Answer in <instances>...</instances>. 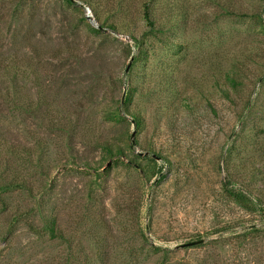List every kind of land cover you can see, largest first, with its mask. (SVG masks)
I'll list each match as a JSON object with an SVG mask.
<instances>
[{
  "label": "rangeland",
  "instance_id": "1",
  "mask_svg": "<svg viewBox=\"0 0 264 264\" xmlns=\"http://www.w3.org/2000/svg\"><path fill=\"white\" fill-rule=\"evenodd\" d=\"M21 4L0 0V264H264L263 209L226 190L264 206V0ZM38 142L40 165L8 154Z\"/></svg>",
  "mask_w": 264,
  "mask_h": 264
},
{
  "label": "trees",
  "instance_id": "2",
  "mask_svg": "<svg viewBox=\"0 0 264 264\" xmlns=\"http://www.w3.org/2000/svg\"><path fill=\"white\" fill-rule=\"evenodd\" d=\"M64 2L68 3L69 5L72 4L73 0H63ZM22 0H13V5L14 7H16V9H18L19 7L22 6ZM96 16L98 17L96 11H95ZM144 19L147 23V26L149 27V31L148 34L149 35H154L157 33V31L159 30V27H157V22L155 21V19L153 18V15L150 12V8L148 7V5L146 4V7L144 9ZM264 27V22H262V25ZM132 40L135 42V45L137 47L140 46V44L138 43L137 39H135L134 37L132 38ZM15 68V69H12ZM22 73L21 71V66H19L18 64H16L15 66L11 65H7L6 63L4 64V74L11 79V81H13V85L12 87L10 86V88L7 89L6 91V99L7 102L11 103V105L13 107L12 110L13 112L19 113L21 114L23 111L25 110H32V107L29 105H24V103H22L21 101V93L18 91V87L16 85L17 82V78L18 76ZM230 82L232 85H235L237 83V77H232L230 79ZM264 83V81H263ZM125 105H127L125 103ZM31 112V111H29ZM34 112V110L32 111ZM128 112V110H127ZM23 114V113H22ZM128 114V113H127ZM130 115V114H128ZM132 118V123L136 124L137 127L140 126L139 120L137 118L136 115H130ZM4 146V142L3 140L0 138V154L3 152H5V150L2 148ZM13 146V145H12ZM10 147L9 146V151L8 154L12 155L13 158L16 157H21V158H28L30 164H32L33 160L32 158L34 157V155H36V159L38 164L40 165V162L42 161L43 155H44V148H41V144L40 142H38L37 145V149L36 151H23L21 154L15 149V147ZM97 146L99 148H101L104 152H106V154L110 157H120V155L123 153V149H121L120 147H111L109 144H107V142L105 143H101V142H97ZM132 148V147H131ZM40 150V153L35 154L36 152H38ZM19 153V154H18ZM28 156V157H27ZM13 159L16 161H20L22 159ZM11 159H9L8 164L10 162ZM151 163L153 164H157L155 160L151 159L150 160ZM9 167V165H8ZM14 169V168H13ZM20 175V170H18V168L14 171V175L12 176V181H10L9 185H4L3 188L1 189L2 191H9L12 190L14 188H23L22 186L24 185V181H18ZM17 176V178H16ZM226 190L227 193L232 197V199L234 200V202L236 204H238L239 206H241L244 210H246L249 213H256L258 211V208H262L264 211V206H263V201H261L258 197L255 198L253 196V193L247 189V192L242 190V189H237L236 187L232 186L231 184L226 185ZM249 231H247V236L249 234H261L264 233V229H260L257 227H250V229H248ZM41 233H46L49 236L53 237V238H61L62 233L61 231L58 229L57 227V222L53 217H49V218H45V224L43 225V227L41 228V230L39 231Z\"/></svg>",
  "mask_w": 264,
  "mask_h": 264
},
{
  "label": "water",
  "instance_id": "3",
  "mask_svg": "<svg viewBox=\"0 0 264 264\" xmlns=\"http://www.w3.org/2000/svg\"><path fill=\"white\" fill-rule=\"evenodd\" d=\"M129 68H130V65L128 66L127 70H129ZM200 242H203V241H200ZM195 244H197V243H191V245H195Z\"/></svg>",
  "mask_w": 264,
  "mask_h": 264
}]
</instances>
